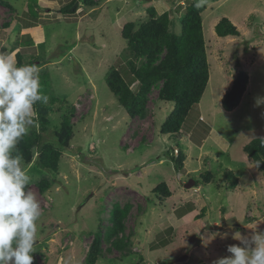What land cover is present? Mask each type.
<instances>
[{
	"label": "rangeland",
	"instance_id": "obj_1",
	"mask_svg": "<svg viewBox=\"0 0 264 264\" xmlns=\"http://www.w3.org/2000/svg\"><path fill=\"white\" fill-rule=\"evenodd\" d=\"M2 1L9 7L0 2V54H11L18 66L36 65L45 94L74 108L73 137L58 171L39 170L34 150L29 164L21 162L27 190L41 206L33 264H85L93 235L111 228L114 208L126 211L122 249L103 235L96 264H214L239 243L234 233L250 236L255 224L264 231V172L242 150L264 139V0H205L200 7L209 80L177 141L160 133L174 108L158 100L160 84L148 95L144 116L131 120L105 79L111 69L127 67L125 24L138 27L154 8L157 15L169 13L170 31L179 34L185 7L197 0L78 1L70 13L61 9L72 0H37V11L31 0ZM222 18L238 37L216 36ZM236 61L248 84L227 112L221 100ZM60 113L57 104L47 116L45 143L53 142ZM178 148L185 156L180 172L170 158ZM224 171L235 176V187ZM204 172L211 175L208 184ZM42 180L49 182L44 192L37 186ZM159 184L170 197L152 193Z\"/></svg>",
	"mask_w": 264,
	"mask_h": 264
},
{
	"label": "trees",
	"instance_id": "obj_2",
	"mask_svg": "<svg viewBox=\"0 0 264 264\" xmlns=\"http://www.w3.org/2000/svg\"><path fill=\"white\" fill-rule=\"evenodd\" d=\"M31 1L32 9L37 11V0ZM78 1L84 4L91 3L90 0H72L69 5L61 9V12L70 13V8ZM0 2L9 7L2 0ZM195 4L196 2H191L185 7L180 17L179 34L170 31L169 13L163 12L157 15L154 8L147 10V20L138 27L133 23L125 24L121 31V38L126 43L127 67L111 69L105 79L110 93L131 120L144 116L148 95L160 84L158 100L174 105L171 113L163 121L160 133L173 141L179 140L182 127L188 121L193 106L200 102L209 80L202 32V10L200 7H195ZM214 31L219 38L239 36L237 28L226 18L217 22ZM234 68L235 77L221 100L222 109L227 112H231L239 105L248 84V76L241 70L238 61ZM44 89L45 86L41 83L40 91L42 95L48 97L47 103L38 101L34 106L38 113L40 130L33 128L17 145L13 155H22V162L29 164L34 150L36 153L35 166L41 171L56 173L61 153L70 147L73 137L71 119L74 108L58 101L52 95L48 96ZM57 104L61 111L59 129L52 134L53 142L45 143L43 133L46 132L47 116L53 112ZM242 150L257 169L264 172V139L256 138L245 145ZM170 158L174 170L180 172L185 159L182 150L178 148L177 155L172 154ZM224 176L230 181L232 187L237 185V179L229 171H224ZM200 177L204 184L210 182L209 172H204ZM37 186L41 192H44L49 187V182L42 180ZM193 187H197V182H193ZM152 193L162 199L170 197L165 184L157 185ZM125 214V209L119 212L117 208H114L112 226L103 234L107 241H111L113 247L120 250L122 249L119 245L121 240L118 238L124 231L122 220ZM98 231L93 235L84 260L85 264H96L101 255L100 246L103 235L100 230Z\"/></svg>",
	"mask_w": 264,
	"mask_h": 264
},
{
	"label": "clouds",
	"instance_id": "obj_3",
	"mask_svg": "<svg viewBox=\"0 0 264 264\" xmlns=\"http://www.w3.org/2000/svg\"><path fill=\"white\" fill-rule=\"evenodd\" d=\"M204 3L197 0L195 7ZM40 88L36 65L18 66L11 54H0V264H33L41 206L27 190L30 177L21 166L22 155L13 152L38 125L34 106L48 101ZM255 227L247 237L234 233L239 243L228 245L229 255L214 264H264V231Z\"/></svg>",
	"mask_w": 264,
	"mask_h": 264
},
{
	"label": "water",
	"instance_id": "obj_4",
	"mask_svg": "<svg viewBox=\"0 0 264 264\" xmlns=\"http://www.w3.org/2000/svg\"><path fill=\"white\" fill-rule=\"evenodd\" d=\"M147 1H148V0H147ZM171 154H172V152H171ZM185 257H186V256L179 257V258L175 259L174 261H175V262H181Z\"/></svg>",
	"mask_w": 264,
	"mask_h": 264
},
{
	"label": "crops",
	"instance_id": "obj_5",
	"mask_svg": "<svg viewBox=\"0 0 264 264\" xmlns=\"http://www.w3.org/2000/svg\"><path fill=\"white\" fill-rule=\"evenodd\" d=\"M225 94V93H224Z\"/></svg>",
	"mask_w": 264,
	"mask_h": 264
}]
</instances>
